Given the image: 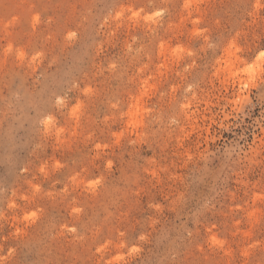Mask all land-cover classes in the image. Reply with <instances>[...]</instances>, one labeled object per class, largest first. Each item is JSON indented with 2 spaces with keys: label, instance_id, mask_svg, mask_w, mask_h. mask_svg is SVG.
Instances as JSON below:
<instances>
[{
  "label": "rangeland",
  "instance_id": "rangeland-1",
  "mask_svg": "<svg viewBox=\"0 0 264 264\" xmlns=\"http://www.w3.org/2000/svg\"><path fill=\"white\" fill-rule=\"evenodd\" d=\"M0 264H264V0H0Z\"/></svg>",
  "mask_w": 264,
  "mask_h": 264
},
{
  "label": "bare ground",
  "instance_id": "bare-ground-1",
  "mask_svg": "<svg viewBox=\"0 0 264 264\" xmlns=\"http://www.w3.org/2000/svg\"><path fill=\"white\" fill-rule=\"evenodd\" d=\"M249 69H251V68H248L247 71H248ZM251 70H252V69H251Z\"/></svg>",
  "mask_w": 264,
  "mask_h": 264
}]
</instances>
